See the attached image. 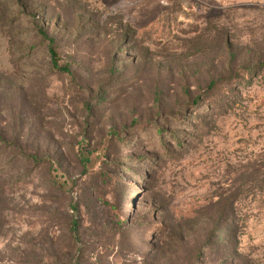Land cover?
Instances as JSON below:
<instances>
[{"label":"rangeland","instance_id":"rangeland-1","mask_svg":"<svg viewBox=\"0 0 264 264\" xmlns=\"http://www.w3.org/2000/svg\"><path fill=\"white\" fill-rule=\"evenodd\" d=\"M22 1L0 0V264H264V0ZM226 212L237 240L194 262Z\"/></svg>","mask_w":264,"mask_h":264},{"label":"trees","instance_id":"trees-1","mask_svg":"<svg viewBox=\"0 0 264 264\" xmlns=\"http://www.w3.org/2000/svg\"><path fill=\"white\" fill-rule=\"evenodd\" d=\"M12 6H16L18 7L22 12L26 11V8L23 6V1L22 0H13L12 2ZM25 17V16H24ZM26 18H31L30 16H27ZM33 21L31 20L30 23H32ZM38 34L43 37L44 39L48 40L50 43V48H49V53L52 57V62H53V66H54V70L55 71H59V72H64V73H70L67 68H60L59 66V57L58 54L56 52V48H55V41L53 39H51L47 33L43 32L42 30L38 31ZM252 74L253 71L252 70H248L246 71L245 74H243L242 76H238L236 77L234 80L237 79H244L247 77L248 74ZM246 76V77H245ZM211 87H214V85H212ZM213 89V88H212ZM216 89V87H215ZM215 89H213V91H215ZM171 147V146H168ZM167 146H164L163 149V153L164 155H169V149ZM78 159H79V163L83 168V172L86 176H88L91 180H99V182L106 184L109 181H113L115 179L114 176H109L107 173H105L103 170L100 171H93V169H91V157L90 154L84 153L83 150H79L78 151ZM66 181H64L65 183ZM58 185L62 188H64V185H67V187L70 186V181L67 180V184H62L60 185L58 183ZM117 186H120L119 184ZM68 189V188H67ZM71 211H72V221H71V227H70V233L72 235V239L75 243V245H79L80 244V209L77 205L72 204L70 207ZM209 221V219H208ZM211 221H213V219H211ZM223 223H227V226L225 228V230H222L221 232V236H218V233L221 231V225ZM160 231V234L163 236H166L168 233L174 231V230H169V232L167 233V231L163 228ZM203 231V230H202ZM202 231L199 229L198 230V234L202 233ZM180 233V238L184 237L185 233H188V231H179ZM178 233V234H179ZM236 233H237V220H236V216L234 214H227V212L225 214H223L220 218L219 222H216L215 226L213 227L212 230L208 231L206 234H204V236L200 239V241H197V245L195 246L194 250H193V261H199L200 259L203 258L204 252L206 251L207 248L210 247L212 254H220V253H226L227 250L226 246L230 245L232 241H236ZM203 235V234H200ZM195 237V236H194Z\"/></svg>","mask_w":264,"mask_h":264}]
</instances>
